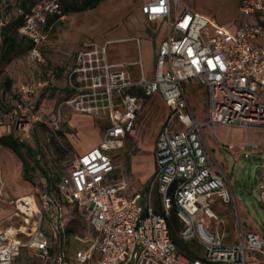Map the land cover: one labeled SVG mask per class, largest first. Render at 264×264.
I'll return each instance as SVG.
<instances>
[{
	"label": "built area",
	"instance_id": "built-area-1",
	"mask_svg": "<svg viewBox=\"0 0 264 264\" xmlns=\"http://www.w3.org/2000/svg\"><path fill=\"white\" fill-rule=\"evenodd\" d=\"M140 1V11L149 23H166L152 78L145 77L140 59L113 61L111 43H81L67 74L70 95L61 101L51 125L59 129L62 107L104 118L107 125L100 142L76 156L69 172L53 187L7 198L14 224L0 227V264H16L23 249L31 257L39 256V264H248V254L264 256V233L243 235L240 223L239 236L230 242L222 232L223 221L214 205L218 201L236 204V197L228 187L224 165L211 159L202 136L204 129L214 133L221 127L264 130V102H260L264 0H240L239 13L245 21L235 34L220 27L212 30V20L182 0ZM21 16L18 34L33 44L29 58L44 64L40 48L47 40V20L62 18L63 7L59 0H32L29 11ZM135 42L139 45L138 39ZM133 65L141 71L138 80L127 69ZM194 82L208 94L204 121L196 118L185 90L186 84ZM43 88L41 81L19 87L16 111L21 117V143L35 124H48L46 116L32 106ZM133 91L145 97L159 94L170 114L156 142L153 176L144 189L125 195L126 182L105 181L116 169L111 155L124 148L140 111L141 98ZM260 148L257 143L241 145L250 154ZM256 181L264 203V161ZM68 206L83 211L93 233L75 237L77 247L69 239ZM173 212L182 225L181 238L202 248L200 258L190 259L177 250L167 222Z\"/></svg>",
	"mask_w": 264,
	"mask_h": 264
},
{
	"label": "rangeland",
	"instance_id": "rangeland-1",
	"mask_svg": "<svg viewBox=\"0 0 264 264\" xmlns=\"http://www.w3.org/2000/svg\"><path fill=\"white\" fill-rule=\"evenodd\" d=\"M59 1L62 7L66 4L80 6L82 2V0ZM22 2L23 0H0V23L2 25L21 15L23 10L20 3ZM182 2L212 20V30L220 27L230 34H235L238 27L245 21L239 13L240 0H182ZM30 4L31 2H28V6ZM138 8L137 0H103L93 8L70 12L65 14L64 19H56L57 21L48 33V51H45L47 55L43 56L46 64L31 60L28 52H23L26 42L21 41L20 37L17 38L15 51L10 50V46L1 48V52L8 54L11 60L4 62L0 54V129L3 136H12V141L19 146L20 157L8 150L13 160L9 173L6 174L5 170H2L1 186L3 189L0 192L3 196L0 198V227L14 224L12 208L6 202L8 197L16 198L37 194L38 191L47 187L48 178L51 181L50 186H54L58 178L68 172L72 160L84 146L90 147L95 142H99L107 125L104 118L89 116L92 130L68 128L73 115L69 111L64 112L66 109L63 108L60 113L61 125L56 130L51 123L58 116L57 106L60 98L54 92L47 91L40 96L38 102L40 103L39 109L41 104L46 105L44 110L49 113L46 116L48 124H35L23 143L16 141V138L21 135L18 129L21 117L16 111V97L14 96L18 86L45 79L49 80L50 86L55 85L56 82L52 81L49 76L58 70L68 68L74 51L71 47L76 41L111 43L109 49L116 62L135 63L138 58L129 59L124 55L129 50L132 41L135 40L134 37H138L142 41V57L146 70H150L152 52L165 36L166 23L163 20L149 23L140 14ZM182 8V6L179 7V12ZM136 44L138 46L137 42ZM127 69L133 79L140 78L141 71L138 66H128ZM145 77L150 80L152 75L145 74ZM7 81L11 82L10 88ZM185 90L196 118L204 121L208 108L206 89L194 82L186 84ZM140 98L141 107L138 120L130 134L128 133L124 148L112 153L111 156L117 165L114 173L109 175L105 181L110 182L116 179L126 182L125 195L133 194L147 186L149 172L155 166L156 135L170 114L159 94L151 97L142 95ZM260 102H264V93L261 94ZM52 109L53 112H51ZM85 132L86 134L81 136ZM202 136L207 151L212 155L211 159L224 165L223 170L228 179V187L236 196V204L232 201L227 204L218 201L214 205L215 212L223 221L222 232L229 236L230 242H234L239 236L237 224H242L243 220H248L250 226L258 232H264V203L259 195V181L253 180L256 167L261 166L264 161V130L221 127L214 133L204 129ZM246 142L257 143L261 148L255 154H250L249 149H241V145ZM229 145H234V149L229 150ZM27 147L32 152L28 151ZM8 152L5 149L0 152L4 165L9 162ZM20 158H23L33 168L31 173L26 175L32 180L31 183L22 177ZM157 198L158 195L155 193L154 200L156 201ZM78 210L76 206H69L68 218L73 219L72 212L76 215L82 213V210L79 212ZM46 224L45 222L44 226ZM69 225L72 229L69 239L76 245L75 247L80 244L75 237L83 239L91 236V231L84 220L79 219L77 223L71 221ZM240 230L244 235L245 230L242 225ZM248 261L253 264H264V256L251 254L248 255ZM40 262L39 256L31 257L30 252L23 249L16 264H39Z\"/></svg>",
	"mask_w": 264,
	"mask_h": 264
},
{
	"label": "crops",
	"instance_id": "crops-1",
	"mask_svg": "<svg viewBox=\"0 0 264 264\" xmlns=\"http://www.w3.org/2000/svg\"><path fill=\"white\" fill-rule=\"evenodd\" d=\"M137 3L139 4V8H138V10H139V12H140V14L145 18V16L141 13V11H140V4H141V1L140 0H137ZM31 6V5H30ZM30 6H29V8H30ZM21 16V15H20ZM65 18V14H64V16L62 17V18H58V17H49L48 18V20H47V24H46V27H45V30H46V33H47V39H48V33H49V30L53 27V25H54V23L59 19V20H62V19H64ZM57 19V20H56ZM54 20V21H53ZM52 21V22H51ZM51 22V23H50ZM0 25L3 27L4 25H2L1 23H0ZM2 27H0V32H1V28ZM19 35V34H18ZM19 37L20 38H23V37H21L20 35H19ZM135 39H138L139 40V45L137 46V44H136V42H135V40L134 41H132L133 43L129 46V50L127 51V53L124 55L126 58H129V59H137L138 58V60L140 59L141 61H142V64H143V71H144V75L146 74V75H153V71H154V67H155V62H156V58H157V55H158V51H159V47H160V44L162 43V41L164 40V38H165V36L161 39V41H160V43L159 44H157V47H156V49H155V51H153L152 52V55H153V57H152V62H151V69L150 70H146V67H145V62H144V59H143V57H142V47H141V44H142V41H141V39L140 38H138V37H134ZM25 39V38H24ZM81 43L82 42H79V41H76V42H74L73 43V45H72V49L74 50L73 51V54L71 55V62H70V65L68 66V68L66 69V70H64V69H61V70H58L56 73H51V75L49 76L51 79H52V81H55L56 83H55V85H49V80L48 79H45V80H42L41 82H43V84H44V88L42 89V91L35 97L36 99H39L40 98V96L43 94L44 95V93L45 92H47V91H52V92H54L55 94H56V96H59V98H60V102L58 103V106H57V111H58V109H59V105H60V103H61V100L63 101L64 99H66L69 95H70V89H69V86H68V82H67V74H68V71H69V69L71 68V66H72V63H73V59H74V55H75V53L77 52V50H78V48L80 47V45H81ZM40 51H41V53H42V55L45 57V55H47L46 53H45V51H48V48H47V40H46V42H44L43 43V45L41 46V48H40ZM110 54H111V58H112V60L113 61H115L116 62V60L114 59V57H113V54L111 53V51H110ZM137 60V61H138ZM44 64H46V61L44 62ZM18 87H20V85L18 86ZM42 95V96H43ZM40 105V104H39ZM44 106H46L45 105V103H43V104H41V106H40V110L42 111V112H45L46 114H49L48 112H46L45 110H44ZM63 108H65L66 110H64V112L65 111H69L73 116V119H72V121L70 122V123H68V128H75V129H82V130H92L91 129V125H90V118L89 117H87V116H83V115H79V114H75V113H73V112H71L68 108H66V107H62L61 109H60V112L61 111H63L62 109ZM39 110V111H40ZM51 112H53V109H52V111ZM139 114V113H138ZM137 120H138V115H137V119H136V121H135V123H134V126H135V124H136V122H137ZM164 123L165 122H163L162 123V125H161V127H160V130L158 131V133H157V135H156V141L155 142H157V139H158V135H159V133H160V131H161V129H162V127H163V125H164ZM134 126H133V128H134ZM88 132V131H87ZM86 134V132L85 133H82V135L81 136H84ZM129 134H130V132H129ZM3 136V133H2V130L0 129V137H2ZM102 138V137H101ZM101 138H100V140H101ZM127 139H128V135H127V137H126V139H125V143H126V141H127ZM100 140H99V142H100ZM98 141L97 142H95V144L94 145H92V146H90V147H87V146H84L80 151H79V153H78V155H80V154H82V153H84L85 151H87V150H89L90 148H92V147H94V146H96L98 143H99ZM3 149H5V150H7V152H8V150L9 149H7V148H2L1 149V151L3 150ZM209 153V152H208ZM14 155H16L17 157H20V154H15V153H13ZM210 154V153H209ZM77 155V156H78ZM211 155V154H210ZM0 158H1V155H0ZM211 158H212V155H211ZM21 159V158H20ZM114 159V158H113ZM12 160H13V157L11 156V154H9V152H8V164L7 165H4L3 163H2V158H1V168H0V191L3 189V187L1 186V184H2V180H1V178H2V170H5V173L7 174V173H9L10 172V170H11V162H12ZM114 162H115V166L117 165L116 164V161H115V159H114ZM69 170H70V168H69ZM69 170H68V172H69ZM21 171H22V177H23V179H24V176H23V165H22V162H21ZM67 172V173H68ZM154 172H155V166L153 167V170L152 171H150L149 173H150V177H149V180L151 179V177L153 176V174H154ZM66 173V174H67ZM65 175V174H64ZM63 176V175H62ZM62 176H60V177H62ZM59 177V178H60ZM58 178V179H59ZM25 180V179H24ZM26 181V180H25ZM28 182V181H27ZM29 183H31V182H29ZM48 188H51V187H53V186H50V184H48L47 183V185H46ZM141 190V189H140ZM140 190H138V191H140ZM137 191V192H138ZM137 192H135V193H137ZM135 193H133V194H135ZM235 196V195H234ZM236 197V196H235ZM17 198V197H16ZM237 202V201H236ZM68 209H69V206L66 208V211H67V219H68V221H69V223L72 221V222H74V223H77L78 221H79V219L80 220H84L85 222H86V224H87V227L90 229V227H89V225H88V223H87V218H86V216H85V214L83 213V211H82V213H80V214H78V215H76L74 212H72L73 213V215H74V217H73V219H69L68 217H69V214H68ZM78 212H79V210H78ZM244 223H246V227H244ZM242 226H243V229L245 230V232H248V231H256V232H258V230L257 229H254V228H252L251 226H250V224H249V222H248V220H243V222H242ZM72 229H71V227H70V234L72 233V231H71ZM90 231H91V229H90ZM242 232V231H241ZM260 233V232H259ZM262 233H264V232H262ZM92 235H93V233H92V231H91V236H89V237H92ZM248 255H251V254H248ZM253 255V254H252ZM247 260H248V256H247ZM248 264H253V263H251L250 261H248Z\"/></svg>",
	"mask_w": 264,
	"mask_h": 264
},
{
	"label": "trees",
	"instance_id": "trees-1",
	"mask_svg": "<svg viewBox=\"0 0 264 264\" xmlns=\"http://www.w3.org/2000/svg\"><path fill=\"white\" fill-rule=\"evenodd\" d=\"M102 1L103 0H82L80 6L78 4H66L63 7V12H64V14H68L70 12H75L77 10L83 11V10L90 9V8L97 6ZM28 2L29 3L31 2V4H32V0H23V2L20 3L21 9L25 13H27L29 11V6L31 5L30 4L28 6ZM23 20H24L23 16H18L17 18L6 23L1 28V32H0V54H2V58H3L4 62H9L11 60V57L8 56V54L6 55V53H2L1 48L3 46H10V50L15 51V47L17 46V43H16L17 38L19 37L18 28L23 24ZM21 41L26 42V46L24 47L23 52H29L33 48V44L29 40L21 38ZM7 85L10 88L11 82L7 81ZM133 94H136L137 96L143 95L140 91H133ZM14 96L16 97V105H17V103L19 102V87H18L16 93L14 94ZM39 104L40 103L38 102V99H36L33 101L32 106L35 110H38ZM42 113L45 116H48V114H46L45 112H42ZM16 141H19V137L16 138ZM0 144H1L2 148H7V149L11 150L13 153H15L17 155L19 154V146L14 141H12L11 135H6V136L0 137ZM27 149H28V151L32 152V150L29 147H27ZM21 162L23 165L24 179L28 182H31L32 180L29 179L26 175H29V173H31L33 168L30 167V165L23 158H21ZM47 183L51 184V181L49 178L47 179ZM167 222H168V226L170 229L171 239L175 243V245L177 246V250L190 259L200 258L202 256V252H203L202 248L195 241H184L181 238L180 230L182 228V225H181L179 219L176 217L174 212L171 214V216L169 218H167Z\"/></svg>",
	"mask_w": 264,
	"mask_h": 264
},
{
	"label": "water",
	"instance_id": "water-1",
	"mask_svg": "<svg viewBox=\"0 0 264 264\" xmlns=\"http://www.w3.org/2000/svg\"><path fill=\"white\" fill-rule=\"evenodd\" d=\"M258 170H259V167H256V169H255V171H254V181H256V176H257V172H258ZM247 225H246V223H244V227H246Z\"/></svg>",
	"mask_w": 264,
	"mask_h": 264
},
{
	"label": "bare ground",
	"instance_id": "bare-ground-1",
	"mask_svg": "<svg viewBox=\"0 0 264 264\" xmlns=\"http://www.w3.org/2000/svg\"><path fill=\"white\" fill-rule=\"evenodd\" d=\"M99 10H100V9H99ZM99 10H98V11H99ZM100 11H101V10H100ZM97 13H98V12H97ZM101 13H102V12H101ZM101 13H100V14H101ZM95 16H96V15H95ZM91 17H92V16H91ZM96 17H98V16H96ZM95 19H96V18H95ZM89 22H90V21H89ZM98 22H99V21H98ZM88 24H89V23H88Z\"/></svg>",
	"mask_w": 264,
	"mask_h": 264
}]
</instances>
